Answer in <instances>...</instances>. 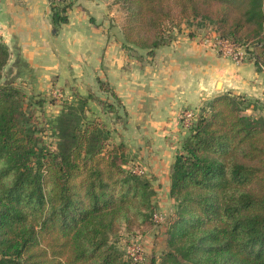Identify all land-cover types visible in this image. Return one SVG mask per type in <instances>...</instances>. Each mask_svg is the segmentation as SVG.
<instances>
[{
	"label": "trees",
	"instance_id": "1",
	"mask_svg": "<svg viewBox=\"0 0 264 264\" xmlns=\"http://www.w3.org/2000/svg\"><path fill=\"white\" fill-rule=\"evenodd\" d=\"M75 1L51 0L55 23ZM114 1L126 12L128 51L152 56L185 27L200 40L215 31L263 64L247 47L261 43L264 55V0ZM8 58L0 37V81ZM100 87L115 101L76 93L42 123L20 87L0 83V264H146L116 237L149 228L157 192L146 172L128 167V146L107 121L89 116L93 101L120 112L116 92ZM246 99L227 92L201 107L171 169L167 248L148 264H264V116L245 114Z\"/></svg>",
	"mask_w": 264,
	"mask_h": 264
},
{
	"label": "crops",
	"instance_id": "2",
	"mask_svg": "<svg viewBox=\"0 0 264 264\" xmlns=\"http://www.w3.org/2000/svg\"><path fill=\"white\" fill-rule=\"evenodd\" d=\"M125 16L114 0H76L68 20L55 23L50 0H0V37L9 51L2 80L43 98L63 89L85 95L106 83L128 115L126 132L149 137L138 144L148 146L142 150L149 153L143 165L165 208L172 199L175 161L170 137L182 130L184 109L198 112L227 92L264 101V71L252 61L223 57L211 42L189 36L185 27L152 56L128 51ZM145 238L149 254L157 253L160 247L150 242L152 236Z\"/></svg>",
	"mask_w": 264,
	"mask_h": 264
},
{
	"label": "rangeland",
	"instance_id": "3",
	"mask_svg": "<svg viewBox=\"0 0 264 264\" xmlns=\"http://www.w3.org/2000/svg\"><path fill=\"white\" fill-rule=\"evenodd\" d=\"M126 17V16H125ZM213 31L212 30H206L204 32L205 37H209ZM215 32V31H214ZM255 42H251L248 45V50L253 51L256 50L258 53H261V62L263 63L260 65V68H263L264 65V55L261 49V43L257 46H254ZM245 52L246 47L241 46ZM257 48V49H256ZM248 55L246 54V60ZM0 83L4 84L5 82L1 79ZM15 86L20 87L22 91L25 93L26 99H25V106L32 107V109L37 111V115L40 117V120L42 123H45V120H53L57 117V115L62 110V101L69 99L72 97L73 92L67 93L66 91H58V93L50 92L46 95H44L45 98H43L41 95H28L24 91L21 85L18 83H13ZM108 92V91H107ZM107 92H104L101 88L99 89L98 83L96 84V88L93 89L92 87L87 90L85 95H88L89 93H92L94 97H100L102 99H109L111 102H114V98L112 96H109ZM38 97V98H35ZM39 99L42 101V108L36 103L39 101ZM116 107H118V103H116ZM247 109L244 111L245 114H251V115H257V116H264V101H259L255 99L248 98L246 99ZM60 105V106H58ZM91 109L92 113L89 114V116L92 115H99L102 117L105 121H107L108 125L114 129L113 135L115 141H124L126 145L128 146V158H129V165L128 167L135 171H144L149 176V172L145 168L144 164V158L146 160V157L149 153H143L142 150L144 147L148 148L146 142L138 144V142H144V139H149V137H135L134 135H131L130 132H126L128 123V115L121 109L119 113H111L107 111V109H102L101 105L98 104L97 101H93L91 103ZM42 110L46 113V116L42 115ZM104 111H107V113H104ZM196 113H199L196 112ZM45 119V120H44ZM196 120L193 122L195 123ZM183 122V118H182ZM182 124V123H181ZM183 125V126H182ZM180 126L182 130L178 131V134L174 138L170 137L171 144L174 145V151H175V158L176 155L182 151V142L183 140L190 134L191 127H186L184 123ZM48 142L52 144L53 147L58 146V139L55 134L49 132L45 135ZM151 139V138H150ZM144 145V146H143ZM150 177V176H149ZM158 199L156 197L155 202V211L152 212V220L150 219L148 226L149 228L142 226L135 227V230H124L121 233H119L116 237V239L121 243V247L129 250L132 252V248L135 247L136 249L140 250L139 253H137L138 256H142L147 258L146 264L150 262L149 259V252L146 250L147 244L145 243V236L149 234L152 236L150 239V242L153 244V246L159 245V251L157 253H160L161 251L165 250L167 248V221L170 219V217L175 213L176 211V201L172 198L168 200L167 207H162L158 203ZM154 213L162 214L164 221L157 222L153 219ZM140 231L141 233L133 238L134 233ZM130 232V233H129ZM161 236V237H160ZM157 237H160L157 241ZM131 239V240H130ZM130 241V242H129ZM155 253V252H153Z\"/></svg>",
	"mask_w": 264,
	"mask_h": 264
},
{
	"label": "built area",
	"instance_id": "4",
	"mask_svg": "<svg viewBox=\"0 0 264 264\" xmlns=\"http://www.w3.org/2000/svg\"><path fill=\"white\" fill-rule=\"evenodd\" d=\"M56 1L59 2L60 0ZM204 40L211 42L218 52L225 58L231 59L238 63H242L246 60V52L241 46L220 37L214 31L211 33V35H209V37H205ZM182 118L184 125L186 127H190L193 124V121L197 118V113L191 109H184L182 112ZM153 219L157 222L164 221L162 214L159 213H154ZM139 252L140 250L136 249L135 247L132 248L131 253L135 255L136 259H144V257L141 255H137Z\"/></svg>",
	"mask_w": 264,
	"mask_h": 264
}]
</instances>
